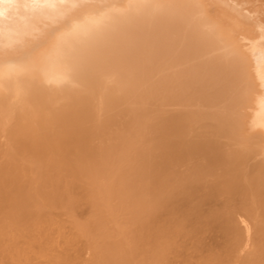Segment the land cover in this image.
Instances as JSON below:
<instances>
[{"label":"bare ground","instance_id":"6f19581e","mask_svg":"<svg viewBox=\"0 0 264 264\" xmlns=\"http://www.w3.org/2000/svg\"><path fill=\"white\" fill-rule=\"evenodd\" d=\"M0 264H264V0H0Z\"/></svg>","mask_w":264,"mask_h":264}]
</instances>
